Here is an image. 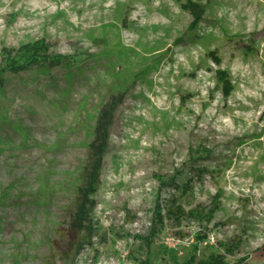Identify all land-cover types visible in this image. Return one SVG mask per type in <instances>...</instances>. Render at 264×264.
Listing matches in <instances>:
<instances>
[{
  "label": "rangeland",
  "instance_id": "1",
  "mask_svg": "<svg viewBox=\"0 0 264 264\" xmlns=\"http://www.w3.org/2000/svg\"><path fill=\"white\" fill-rule=\"evenodd\" d=\"M186 1L0 0V69L4 49L38 40L74 61L4 75L0 264H264V0H194L198 25ZM113 97L93 232L78 236L88 145Z\"/></svg>",
  "mask_w": 264,
  "mask_h": 264
},
{
  "label": "trees",
  "instance_id": "2",
  "mask_svg": "<svg viewBox=\"0 0 264 264\" xmlns=\"http://www.w3.org/2000/svg\"><path fill=\"white\" fill-rule=\"evenodd\" d=\"M183 6L193 15L195 21L194 24L198 25L203 19L207 5L198 3L194 0H187ZM248 50L253 51L250 45ZM3 59L5 64L4 67L0 69V87H4V75L8 72L18 74L35 67L41 70H48L61 65L70 67L74 64L73 58L70 56L52 54L51 47L45 40L27 43L19 48L4 49ZM216 74L224 95H228L232 90V84L228 79L227 72L218 69ZM120 102L121 101H116L115 97H113L109 103L103 106L93 130V139L88 145L87 160L81 173V184L77 190L75 210L70 224V227L78 236L85 233H88L89 235L93 232L91 213L96 205L94 196L98 191L101 182L103 161L108 153L111 128L114 123L116 110L120 106ZM175 186L179 188L178 185ZM187 187L192 188L191 181L187 183ZM183 191L186 192L187 190L184 189ZM185 214L184 209L179 206H175L174 212H172V215L176 219H182ZM212 214L213 213L211 212V216ZM158 217L160 219V223H163V217L161 215ZM156 234L157 232L153 230L149 238H142V240L145 241V246L148 251L151 250L153 237L156 236ZM83 246V244L79 243L77 246V253L83 248ZM46 264L57 263L49 260ZM137 264H152L149 253L147 252V256L144 259L139 260ZM186 264L228 263L225 261L223 255H216L208 261L195 263V255H193Z\"/></svg>",
  "mask_w": 264,
  "mask_h": 264
},
{
  "label": "built area",
  "instance_id": "3",
  "mask_svg": "<svg viewBox=\"0 0 264 264\" xmlns=\"http://www.w3.org/2000/svg\"><path fill=\"white\" fill-rule=\"evenodd\" d=\"M170 243V241H168Z\"/></svg>",
  "mask_w": 264,
  "mask_h": 264
}]
</instances>
